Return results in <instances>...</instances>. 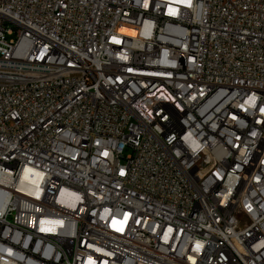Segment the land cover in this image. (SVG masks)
Returning a JSON list of instances; mask_svg holds the SVG:
<instances>
[{
	"label": "built area",
	"instance_id": "obj_1",
	"mask_svg": "<svg viewBox=\"0 0 264 264\" xmlns=\"http://www.w3.org/2000/svg\"><path fill=\"white\" fill-rule=\"evenodd\" d=\"M0 264H264V0H0Z\"/></svg>",
	"mask_w": 264,
	"mask_h": 264
},
{
	"label": "rangeland",
	"instance_id": "obj_2",
	"mask_svg": "<svg viewBox=\"0 0 264 264\" xmlns=\"http://www.w3.org/2000/svg\"><path fill=\"white\" fill-rule=\"evenodd\" d=\"M7 38H8V40H10V39H15V38H16V35L8 36ZM130 154H131V150H130V149H127V150L125 151V153H124V157H127V156L130 155Z\"/></svg>",
	"mask_w": 264,
	"mask_h": 264
},
{
	"label": "bare ground",
	"instance_id": "obj_3",
	"mask_svg": "<svg viewBox=\"0 0 264 264\" xmlns=\"http://www.w3.org/2000/svg\"><path fill=\"white\" fill-rule=\"evenodd\" d=\"M29 173H30V171H27L24 177L28 178L29 177Z\"/></svg>",
	"mask_w": 264,
	"mask_h": 264
}]
</instances>
